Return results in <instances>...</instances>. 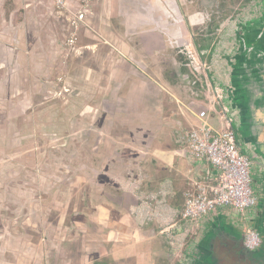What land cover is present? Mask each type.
<instances>
[{
    "label": "rangeland",
    "instance_id": "374dc122",
    "mask_svg": "<svg viewBox=\"0 0 264 264\" xmlns=\"http://www.w3.org/2000/svg\"><path fill=\"white\" fill-rule=\"evenodd\" d=\"M77 1L79 4L70 6L64 0V6H61L52 0L51 12H40V18L35 19V9L23 11L21 0H7L8 9L4 14L9 23L8 51L2 54L0 50V60L3 58L5 64L0 68V81L8 82L7 85L0 84V264L113 262L115 259H112L113 252L110 251L113 244L129 249L131 243H144L149 239H153L152 255L148 257L151 264H164L168 252L171 255L175 253L174 248L169 247L171 241L167 235L152 238L134 230V223L126 219L120 220V226L126 229L120 234H97L96 224L90 222L82 208L86 203L82 204L81 193L86 190V170L82 171L81 163H97V134L107 130V126L94 117L97 105H101L96 95L95 71L87 84L89 73L80 77V73L70 70V61L75 55L68 54L70 42L66 40L65 18L72 17L81 7L88 5L90 11H96L93 6L96 0ZM138 1L122 0L126 6L120 7L124 13L136 14ZM171 2L180 8L181 15H184L185 33L187 36L190 33L197 45L222 53L226 50L225 42H217L221 33L219 25L224 22L220 19L225 13H230L222 9L239 0ZM109 5L113 7L115 4L111 1ZM168 10V20L172 22L175 13L169 6ZM90 17H94L93 23L96 22L94 15ZM195 18L203 21L190 25L189 20L195 21ZM17 23L21 26L17 27ZM86 27L91 28L80 25L76 29L77 34H81L80 39H83ZM45 36L50 37V43L41 44L44 40L39 37L44 39ZM227 43L226 51L229 45H235ZM49 46L54 52L49 73L33 74V56L38 52L47 53ZM241 46L240 42L236 46L238 61L245 60L246 54L241 52ZM179 49L184 47H175V50ZM83 55L88 59H81L82 65L87 63L95 69V51ZM22 61L24 67L21 66ZM76 61L78 59L75 58L73 65ZM36 79L38 85L33 84ZM104 104L111 106V101H104ZM209 114L212 119V112ZM217 121L214 123L219 125ZM89 173L94 174V169L90 168ZM249 176L251 179V166ZM195 190L196 187L189 186L183 191L180 199L182 211L188 197L186 193ZM99 222L103 224L101 220ZM131 230L133 234H128ZM155 242L161 244L163 253L157 255L154 252ZM117 258L119 264H137L138 261L136 254ZM150 261L140 260L138 264H150Z\"/></svg>",
    "mask_w": 264,
    "mask_h": 264
},
{
    "label": "crops",
    "instance_id": "0c3cea01",
    "mask_svg": "<svg viewBox=\"0 0 264 264\" xmlns=\"http://www.w3.org/2000/svg\"><path fill=\"white\" fill-rule=\"evenodd\" d=\"M21 1L23 11L35 9V19L40 18V12H51L52 0ZM111 1L115 4L113 7L109 5ZM66 2L70 6L79 4L77 0ZM93 6L96 11H90L89 5L77 11L84 12L82 20L76 19V12L72 17L66 16L64 24L66 40H72L67 45L68 54H74L78 59L75 65V58L70 61V70L80 73V77L89 73L87 84L95 71L96 95L101 105H97L94 117L107 126V130L97 134V163H81L82 171L86 170V190L81 192L82 204L86 203L82 208L90 222L96 224L97 234H120L126 230L120 226V220L126 219L134 223V230L155 235L157 224L145 225L137 220L164 223L172 206L180 203L190 180L203 177L208 167L184 153L178 141V130L182 125L196 122L190 109H207L211 113L213 96L211 89L203 83L205 76L197 65L200 60L193 49L192 35L185 33L184 15H181L177 4L171 0H139L135 5L136 14L124 13L120 6L126 4L122 0H96ZM168 6L175 13L172 22L168 20ZM7 9V0H0L2 54L8 51L9 23L4 14ZM89 14L95 16L96 22L91 21L94 17ZM189 21L190 25L197 22L196 19ZM80 25L91 26L90 29L84 28L83 39L76 31ZM20 26L21 23H17V27ZM39 38L44 40L41 44L50 43L48 36ZM178 46H183L185 51L175 50ZM49 49L47 53L38 52L33 56L34 69L39 72L34 71L33 74L49 73L54 59L52 47ZM90 51L96 54L95 69L81 63V59H88L83 53ZM257 63H253L248 75L240 72L237 80L241 94L235 98L244 107L251 100L254 106L264 110V85L261 89L256 88L264 83V68ZM23 64L22 61V67ZM3 65L1 58L0 68ZM207 73L211 77L210 72ZM251 81L256 84L254 91L247 84ZM0 84L7 85L8 82L0 81ZM33 84L38 85V79ZM104 101H111V106H106ZM219 117L220 114L212 113V122ZM90 168L94 169V174L89 173ZM171 194H176V198ZM128 234H133V231ZM127 240L131 238L128 236ZM152 241L131 243L129 249L113 244L110 249L112 259L136 254L138 261H150Z\"/></svg>",
    "mask_w": 264,
    "mask_h": 264
},
{
    "label": "flooded vegetation",
    "instance_id": "af4514ba",
    "mask_svg": "<svg viewBox=\"0 0 264 264\" xmlns=\"http://www.w3.org/2000/svg\"><path fill=\"white\" fill-rule=\"evenodd\" d=\"M222 10L230 13H225L224 18L222 16L220 19L224 22L219 25L221 33L217 42H225L226 50L227 41L235 45H229L228 51L224 50L222 53L213 51V48L207 46L197 45L194 40L193 49L200 62L209 59L205 62V67L210 72L213 85L210 88L213 96L211 111L213 114L218 111L234 131L239 149L250 161L254 200L252 205L242 211L231 206H220L195 219L182 215V202H180L172 206L170 215L164 223H156L148 219L140 222L142 219H138L140 224H157L158 232L151 235L152 238L166 235L169 237L171 241L169 247L174 248L175 253L171 255L168 252L164 264H264V113L262 112L264 110L254 106L251 100L246 102L244 107L237 103L235 95L227 92V80L231 82L233 66L237 63L236 46L239 42L242 45L241 52L248 57L256 56L258 62L256 65L264 68V0H239L238 3L225 5ZM195 19L196 24H201L200 21H203ZM248 48L253 50L250 51ZM181 54L184 55L183 52ZM247 66L249 67L243 70L246 72L245 75L249 74L247 72L252 70L254 64ZM247 84L254 91L255 82L251 81ZM263 85L264 83L256 88L261 89ZM216 89H219L220 97L215 96ZM210 120L212 121L211 118ZM188 127L182 125L179 128L178 141ZM199 179L192 178L189 185L194 186L193 182ZM171 196L176 198V194ZM251 230L257 237L254 248L246 245V236ZM154 244L157 255L163 253L161 244L158 245L157 242ZM164 254H166L165 250ZM117 259L113 262L102 261L99 264H119Z\"/></svg>",
    "mask_w": 264,
    "mask_h": 264
},
{
    "label": "built area",
    "instance_id": "2783aa9c",
    "mask_svg": "<svg viewBox=\"0 0 264 264\" xmlns=\"http://www.w3.org/2000/svg\"><path fill=\"white\" fill-rule=\"evenodd\" d=\"M56 2L64 6L63 0ZM75 17L82 20L84 12H77ZM70 41L72 40L69 39ZM201 63L197 62V65L205 76L203 83L212 88V78L208 73L206 75L208 70L205 62ZM216 93L215 96L220 97L219 89H216ZM190 111L196 117V123L188 125V129L181 134L179 143L188 157L208 167L204 176L193 182L196 190L186 193L188 197L185 199L182 215L195 218L220 206H231L241 211L248 208L254 200L249 176L250 161L239 149L234 131L222 116L218 119L219 125L212 123L207 109ZM256 243V233L248 231L246 245L254 248Z\"/></svg>",
    "mask_w": 264,
    "mask_h": 264
},
{
    "label": "water",
    "instance_id": "95a60500",
    "mask_svg": "<svg viewBox=\"0 0 264 264\" xmlns=\"http://www.w3.org/2000/svg\"><path fill=\"white\" fill-rule=\"evenodd\" d=\"M248 50H253V48H248ZM242 59V57H241ZM257 62V57L253 56V57H248L247 55H245V60H239L237 59V63L233 66V72L232 73V80L231 82L229 80H227L228 82V88H227V92L230 95H235L237 96L238 94H241V86L239 85V81L236 79L240 78V72H242L243 70H245L247 67V65L252 64ZM236 86H240V87H236ZM196 123V122H195ZM194 123V124H195ZM200 162V161H199Z\"/></svg>",
    "mask_w": 264,
    "mask_h": 264
}]
</instances>
